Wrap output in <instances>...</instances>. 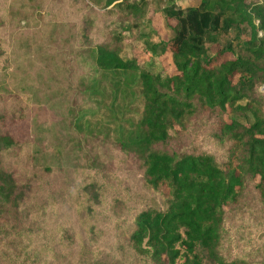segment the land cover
Returning a JSON list of instances; mask_svg holds the SVG:
<instances>
[{
    "label": "rangeland",
    "instance_id": "374dc122",
    "mask_svg": "<svg viewBox=\"0 0 264 264\" xmlns=\"http://www.w3.org/2000/svg\"><path fill=\"white\" fill-rule=\"evenodd\" d=\"M121 1L0 0V129L21 146L3 165L27 188L19 212L0 220V264L144 263L128 236L136 214L161 202L143 185L138 158L117 142L141 102L134 93L110 95L111 78L96 69L93 53L96 42L118 34L122 58L172 73V33L161 13L170 0H143L138 17L111 12ZM199 1L173 0L182 8ZM158 45L164 49L154 54ZM206 46L214 54L218 45ZM211 124L205 115L192 119L172 148L224 164L229 143L211 135ZM238 198L224 218L221 252L233 264H264L263 202L251 184Z\"/></svg>",
    "mask_w": 264,
    "mask_h": 264
},
{
    "label": "trees",
    "instance_id": "16d2710c",
    "mask_svg": "<svg viewBox=\"0 0 264 264\" xmlns=\"http://www.w3.org/2000/svg\"><path fill=\"white\" fill-rule=\"evenodd\" d=\"M140 4L145 2L123 0L111 12L119 8L138 17ZM161 13L172 33L166 45L170 74L122 58L118 34L94 45L96 69L111 78L110 95L134 93L141 102L137 120L117 142L138 158L143 185L161 202L136 214L128 243L143 264H233L221 252L227 211L247 184L264 205V94L258 92L264 87V0H200L183 8L170 0ZM82 36L87 38L85 29ZM207 43L218 45L214 54ZM203 115L212 122L211 135L229 143L224 164L210 153L171 146ZM17 144L8 129H0V220L18 213L26 200V184L3 165Z\"/></svg>",
    "mask_w": 264,
    "mask_h": 264
}]
</instances>
